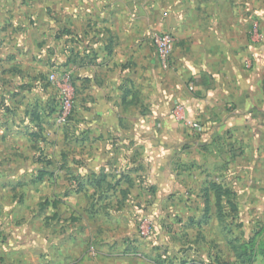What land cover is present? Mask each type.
I'll list each match as a JSON object with an SVG mask.
<instances>
[{
  "label": "crops",
  "instance_id": "1",
  "mask_svg": "<svg viewBox=\"0 0 264 264\" xmlns=\"http://www.w3.org/2000/svg\"><path fill=\"white\" fill-rule=\"evenodd\" d=\"M163 3L178 43L165 70L136 44L158 28ZM253 17L264 24V0H0V264H158L105 251L121 244L124 215L161 212V201L181 214L231 213L213 184L233 193L237 216L264 214V45L248 33ZM51 69L71 75L69 125L53 120ZM62 178L71 196L90 189L89 223L66 225L94 255L67 259L65 224L50 230L40 216H62L61 190L46 204L43 187ZM98 208L109 220L93 221Z\"/></svg>",
  "mask_w": 264,
  "mask_h": 264
},
{
  "label": "rangeland",
  "instance_id": "2",
  "mask_svg": "<svg viewBox=\"0 0 264 264\" xmlns=\"http://www.w3.org/2000/svg\"><path fill=\"white\" fill-rule=\"evenodd\" d=\"M255 6L257 5L255 4ZM257 7L259 8L260 6ZM166 9L167 7L164 3L159 6L158 24L160 27L158 25V28L151 31L149 36L136 39V44H139V47L144 46L148 57L155 58L163 70L171 65L173 52L168 63L166 65L161 64L153 44V36L161 33H170L174 38V48L178 44L173 30L166 27ZM262 23V21L253 17L247 22V28H250L248 33L251 34L254 42L260 41L259 44L264 45V24ZM62 40H67L65 44L68 45V38ZM65 55L68 56V54ZM45 74V84L53 85L52 87L56 93L57 104L53 111L54 123L57 127L69 125L70 121H72L73 112L71 75L67 73L57 75L55 70L52 69L45 72ZM70 183V181L66 182L62 178V181L56 182L53 180L44 184L43 187L47 196L46 204L53 202L52 197L49 198V196L57 192L56 189L61 190L59 192L62 197L61 204L65 210L58 219H55L53 212H46V214L40 215L43 217L42 220L48 224L50 230H52V224L55 221L65 224L62 226L61 233L64 239L63 256L66 255L67 259H70L69 257L75 253H90L94 255L98 251L95 246L90 245L85 240H80V243L79 241H70V232L73 227L66 225L70 223L69 217L78 219L79 222L85 224L89 223V215L86 209L93 203V200L90 199L91 196L88 192L90 189L85 184L86 182L76 181L72 183V185H75V189L77 187L81 188V185H84V189L87 187L85 191H76L77 196L75 197L71 196ZM98 200H101V197ZM46 204L44 203V205ZM99 204L100 202H97L95 206ZM40 205L42 206L43 203ZM75 206L77 209L73 208ZM48 207L50 206L48 205L46 208L48 209ZM71 207L75 209L72 212H70ZM159 208L162 210L161 212L144 213L136 211L134 214H125L126 220L123 224L121 244L117 246L112 244L105 251L123 255L134 252L150 254L158 259V264H264V254L257 255L252 262H248L242 256V252L235 250V246L247 242L253 237L256 245L262 243L260 250H264V214L246 215L243 213L233 217L230 213L221 212L220 215L212 214L205 218L204 214L199 213L181 214L178 208H168V211H166L167 207L163 201H161ZM96 212L97 214L93 215L94 222L109 220V214L100 213L99 208ZM126 212L128 213L129 210ZM147 216L150 217L148 233L143 235L139 225L141 219H143L142 217ZM197 220H201L200 225L195 223ZM0 238L6 239L4 231L0 234ZM63 264L73 263L72 261H67Z\"/></svg>",
  "mask_w": 264,
  "mask_h": 264
},
{
  "label": "trees",
  "instance_id": "3",
  "mask_svg": "<svg viewBox=\"0 0 264 264\" xmlns=\"http://www.w3.org/2000/svg\"><path fill=\"white\" fill-rule=\"evenodd\" d=\"M212 186L215 189L216 202H217L218 206L220 205V201L225 199L226 202L230 205V212H231L230 214L233 217H236L237 211H236V207L234 204L233 193L228 189L223 190L220 185L213 184ZM219 208H220V206H219ZM218 214L219 215L221 214V210L219 211ZM261 245H262V243L256 245L254 237H253L250 240H248L247 242H243V243H240V245H237V246L234 245V246H235V250H239L240 253L242 252V256L245 257L246 261L252 262L257 255L264 254V250H260Z\"/></svg>",
  "mask_w": 264,
  "mask_h": 264
},
{
  "label": "built area",
  "instance_id": "4",
  "mask_svg": "<svg viewBox=\"0 0 264 264\" xmlns=\"http://www.w3.org/2000/svg\"><path fill=\"white\" fill-rule=\"evenodd\" d=\"M152 40L160 63L166 65L174 49L173 35L161 33L153 36Z\"/></svg>",
  "mask_w": 264,
  "mask_h": 264
}]
</instances>
